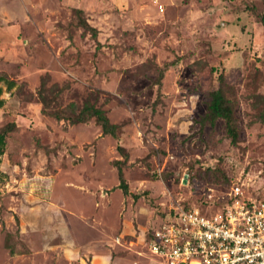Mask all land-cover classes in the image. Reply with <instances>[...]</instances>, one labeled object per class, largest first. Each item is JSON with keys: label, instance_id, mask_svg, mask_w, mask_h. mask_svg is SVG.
I'll return each mask as SVG.
<instances>
[{"label": "rangeland", "instance_id": "374dc122", "mask_svg": "<svg viewBox=\"0 0 264 264\" xmlns=\"http://www.w3.org/2000/svg\"><path fill=\"white\" fill-rule=\"evenodd\" d=\"M263 15L264 0H0V78L16 82L0 81V128L17 126L0 157V264H158L149 236L174 207L214 211L236 187L264 199ZM220 74L236 144L224 120L200 122ZM43 85L54 109H103L118 137L44 115Z\"/></svg>", "mask_w": 264, "mask_h": 264}, {"label": "built area", "instance_id": "2783aa9c", "mask_svg": "<svg viewBox=\"0 0 264 264\" xmlns=\"http://www.w3.org/2000/svg\"><path fill=\"white\" fill-rule=\"evenodd\" d=\"M148 248L158 264H264V199L236 187L214 211L174 207L152 230Z\"/></svg>", "mask_w": 264, "mask_h": 264}, {"label": "trees", "instance_id": "16d2710c", "mask_svg": "<svg viewBox=\"0 0 264 264\" xmlns=\"http://www.w3.org/2000/svg\"><path fill=\"white\" fill-rule=\"evenodd\" d=\"M75 13L82 14L83 10L76 9ZM261 23L264 26V15L261 17ZM79 26L82 27L86 32H89L92 37L97 38L98 30L97 28L91 26L87 20L81 19ZM98 46H100L98 44ZM163 78V71L160 72L157 83L161 86ZM1 82H4L7 89L11 90L16 87V82L14 80H8L7 78L1 77ZM219 87L216 90L207 93V110L205 115L200 119L201 125L205 126L207 124H215L219 119L224 120L226 125V131L228 136L231 138L233 144H236L239 138V122L235 114V108L232 100L227 95L228 87L225 83L223 74L219 75L218 78ZM56 86H53L49 91L43 85L39 92L41 97V102L43 105L42 113L44 115L55 118L58 121H69L72 124L86 123L92 119L101 127L102 135H110L114 138L118 137L120 127L117 124L111 123L106 112L91 103L90 101L85 102L82 108L78 109L75 104H71L66 109H54L51 106V101L47 96V92H51L57 96L58 91H56ZM2 89L0 88V109L5 106V100L1 98ZM55 96V97H56ZM15 123H9L6 126L0 128V157L4 155L7 137L8 135L16 129ZM118 151L122 156V160H116L113 164L118 169V176L120 180V189L125 195H131L129 186L125 180L123 167L128 160V153L126 150L118 146ZM1 162V161H0ZM150 238V236H149Z\"/></svg>", "mask_w": 264, "mask_h": 264}]
</instances>
